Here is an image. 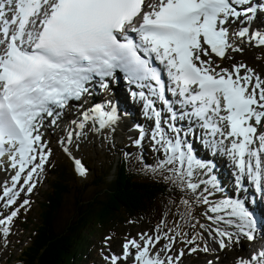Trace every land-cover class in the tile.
Here are the masks:
<instances>
[{
  "label": "snow or ice",
  "instance_id": "snow-or-ice-1",
  "mask_svg": "<svg viewBox=\"0 0 264 264\" xmlns=\"http://www.w3.org/2000/svg\"><path fill=\"white\" fill-rule=\"evenodd\" d=\"M260 17L264 0H0V172L8 176L0 180V207L7 210L34 191L52 156L45 130L95 88L108 97L83 109L71 121L75 129L57 141L75 173L87 174L69 146L86 128L115 131L122 110L112 86L123 79L152 121L148 132L138 126L135 144L148 136L163 154L152 171L167 172L180 192L191 194L176 211L183 224L203 231L190 235L162 218L152 234L126 239L119 255L105 259L185 264L198 252L233 244L243 250L241 239L254 242L260 233L259 244L251 243L235 264H264L258 220V213L264 217V76L243 62L223 66L246 46L264 47V24L252 27ZM194 138L207 159L198 157ZM218 155L233 165L234 197L216 196ZM29 204L24 199L0 218L5 242L9 225ZM201 205L205 223L193 215ZM207 264L227 259L215 256Z\"/></svg>",
  "mask_w": 264,
  "mask_h": 264
},
{
  "label": "trees",
  "instance_id": "trees-1",
  "mask_svg": "<svg viewBox=\"0 0 264 264\" xmlns=\"http://www.w3.org/2000/svg\"><path fill=\"white\" fill-rule=\"evenodd\" d=\"M112 151L109 166L83 182L67 162L57 164L59 169L53 172L38 204L39 224L18 253L19 264L82 263V251L97 233L109 231L112 236L120 225L129 222L159 224L166 218L168 228L179 222L183 232L192 235L200 231L199 225L192 229L179 220L176 210L181 197H192L167 180V172H154L139 158L119 156L117 160L119 153ZM91 188L94 192L87 194ZM180 208L182 211L183 206ZM202 209V205L194 206L193 215L200 221L204 218ZM34 225L33 220L24 224L26 231Z\"/></svg>",
  "mask_w": 264,
  "mask_h": 264
},
{
  "label": "rangeland",
  "instance_id": "rangeland-1",
  "mask_svg": "<svg viewBox=\"0 0 264 264\" xmlns=\"http://www.w3.org/2000/svg\"><path fill=\"white\" fill-rule=\"evenodd\" d=\"M261 22L262 24H264V19ZM261 51L264 54V47L250 48V46H246L244 52L238 55L242 61L243 59L249 60V62L257 68L261 76H264V66L262 65L257 66L259 65V60L261 61V59L258 60L256 58L257 56H260ZM238 55H236L235 58ZM121 104H124V102L122 101L120 105ZM122 113H124V111H122ZM71 114H74V111H72ZM134 119L138 120V116H135ZM123 127H127V128L129 127V129H133L131 123L126 124V126L123 125ZM65 128L66 126L64 125L63 129ZM123 132L124 131H121L118 134L119 136L113 137L110 141H107L110 139L108 135L105 136L103 135V137H100V141L98 140V142H96L93 139L88 138L87 140L84 138L82 141L80 142L78 141L77 143H73V145L69 146L72 151V155H74L75 158L77 159L78 157L81 158L86 163L87 169L90 168V170L92 171V173L90 172V175L86 174L85 180L80 176L79 179L80 182L86 181L90 176L91 178H94L96 176V172L100 170V167L103 168L104 170L109 166L110 160L113 157V155L111 154V152L107 153V150L113 147H115L114 150L117 153H119L118 157H115L117 158V160L119 156L121 158L130 157L135 160L139 158L141 161H143L146 164V166L151 167V162L148 160L153 158L151 155H149L150 153H152L149 150L150 146L148 144H145V142L143 143V141H142L143 144L141 143L140 145H136L134 142L136 140V135L133 137H129V135H131L132 132L126 133L127 135H121V134H125V132L124 133ZM61 134L62 132L57 134V136L53 137L52 141L50 142V147L53 149V153L49 162L50 166L46 168L45 174H43L41 177L38 178L37 186L34 189L36 191L32 196L33 201L37 200V203L35 205L30 203L28 206H26L25 208H23V210L19 212L16 218H14L12 224L9 225L10 235L7 237V242H5L2 233H0V264H19L17 262L18 253H20L21 249L26 244H28L29 240H31L30 238H32L35 229L39 224L40 209L38 207V204L42 201L41 197L44 194V192L49 188L48 182L50 181L53 172L59 169V167L57 166L58 163L57 161L64 160L67 163L69 162L68 164L70 166L73 165V163L70 162L71 159L63 152L62 149H60V147L57 144L58 138ZM77 144L79 145L78 148L76 147ZM145 152L148 154V157L145 154ZM160 158H163V156ZM65 159H67L68 161ZM84 162H82V164ZM73 174L74 176L77 177V174L75 173L74 170H73ZM93 192H94L93 188H91L87 194H92ZM226 193L227 191L225 190V193H223L222 195H225ZM22 200L20 201V203L22 202ZM68 202L69 199L67 203ZM204 207L205 206H203V208ZM30 220H33L35 225L30 226L31 229L26 231V227L24 226V224L29 223ZM203 221H205L204 218L201 219V222L205 223ZM156 225L157 224H141L138 222H129L124 226L120 225L116 230V232L112 234V236L110 235L109 231H105L102 235L101 233H97L95 239L92 238V242L90 243L87 242L86 245H88V247H86L85 251L84 250L82 251V256H83L82 263H75V264H107V260H105L104 257L108 254V251H111L112 255L114 251L120 252V250L122 249V245L126 241V239H131L133 236L139 237V235L144 232H148L149 234H152ZM165 231L167 230L165 229ZM200 231L203 230L200 229ZM204 235L205 238L207 239V233H205ZM108 237H111V239H107ZM208 243L209 246L212 243L214 245V248L216 249L217 246L212 241L210 243V240H208ZM241 245L244 246L243 250H238L240 249V245L233 244L231 249H225L223 251L224 254L221 252L217 253L219 252L218 250L210 251L208 253H202V252L194 253L190 256L185 257V264H207V261L209 259L217 255L220 256L221 258L223 257L226 258L227 264L232 263L235 261L238 255L243 254V251L252 250L251 247H249V243H247L246 240L244 241L241 239ZM201 246H203L202 243ZM176 247L181 248L184 247V245L177 243Z\"/></svg>",
  "mask_w": 264,
  "mask_h": 264
},
{
  "label": "bare ground",
  "instance_id": "bare-ground-1",
  "mask_svg": "<svg viewBox=\"0 0 264 264\" xmlns=\"http://www.w3.org/2000/svg\"><path fill=\"white\" fill-rule=\"evenodd\" d=\"M114 92H115V95L118 97V99H119V105H120V103H122V101L124 102V101H126L125 100V96L123 95V93H122V91H120L119 89H115L114 88ZM93 97L96 99V101L98 102V101H104L107 97H108V92H105L104 94H101L99 91H98V89H96V92L95 93H93ZM92 99V97H89L87 100H86V104H78L76 107H75V109H73L72 111H76V114L75 115H71V116H69V117H67V115L69 114V113H67L66 114V119H64V124L63 125H65L66 126V128L65 129H63L64 130V135H66V130L69 128V127H71V128H73V129H75V125H72L71 124V121L73 120V119H79L80 118V116H79V114H80V112L83 110V109H86V108H88V107H90L91 105H93V101L91 100ZM80 105H82L83 107L81 108V107H79ZM123 111H124V113H125V106H123ZM131 111V110H130ZM124 113H122V115L123 116H121V120L119 121V123L115 126V131L113 132V131H109V130H107V129H105V130H103L102 132H100V133H94V132H91L88 128H86L85 129V135L80 139V140H78L79 142L80 141H82L84 138L85 139H87L88 140V138L89 139H93V140H95L96 142H98V140L100 141V137H103V135L105 136V135H108L109 137H110V139L109 140H107V141H110L113 137H117V136H119L118 134L121 132V131H124L125 132V134H121V135H127L126 133H130V132H132V134L131 135H129V137H133V136H135L136 134H138L139 132H138V128L137 129H135V127L133 126V124H132V126H133V129H129V127L127 128V127H123V125H125L126 126V124H129L130 123V121H131V119H132V116H129V117H124ZM62 118V117H61ZM146 125H148V123H145V126ZM140 127H142V126H144V124L142 123V124H140L139 125ZM123 132V133H124ZM120 135V136H121ZM57 136V133H55V134H50V133H48V137H47V139L48 140H51L53 137H56ZM137 137V136H136ZM78 141H75L74 140V142L75 143H77ZM106 141V142H107ZM86 169V168H85ZM215 171H216V167L214 168V175L218 178V175H219V173H216L215 174ZM0 178H8V176H7V174L6 173H1V175H0ZM219 185H220V191H218L217 193H219V194H223V193H225V190L227 191V189L223 186V185H221L220 183H219ZM224 191V192H223ZM217 197H219L218 196V194L216 195ZM229 197V196H228ZM258 218H262L261 216H260V214L258 213ZM261 230H264V224L261 222ZM243 239V238H242ZM260 241V240H259ZM259 241H255L254 243H256V244H259ZM210 243H211V240H210ZM253 243V242H252ZM210 248H212V249H215L214 248V245L211 243V245H210ZM217 248V247H216ZM217 253H220V251L219 252H217ZM221 253H223V252H221ZM224 254V253H223ZM218 256V255H217ZM220 257V256H219Z\"/></svg>",
  "mask_w": 264,
  "mask_h": 264
}]
</instances>
